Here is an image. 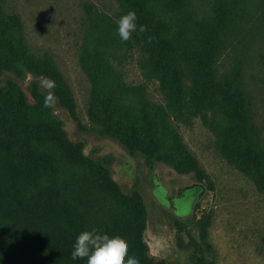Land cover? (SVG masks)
I'll return each instance as SVG.
<instances>
[{
    "label": "trees",
    "instance_id": "trees-1",
    "mask_svg": "<svg viewBox=\"0 0 264 264\" xmlns=\"http://www.w3.org/2000/svg\"><path fill=\"white\" fill-rule=\"evenodd\" d=\"M118 3L122 14L134 10L137 24L147 28L133 39L146 50L170 109L200 116L216 136L220 155L264 193V134L255 113L264 74V0ZM96 15L88 9L91 22L109 25L107 15ZM109 44L88 43L89 117L149 165L164 162L179 173L202 174L180 135L171 133L168 113L152 111L138 87L122 82ZM4 71L49 78L61 106L74 111L73 91L55 60L30 50L21 17L0 0V74ZM126 88L134 99L125 98ZM32 95L29 104L16 81L0 85V264H86L72 260L71 251L76 236L91 228L126 239L129 256L140 264H167L150 253L141 193H122L104 162L90 159L82 142L69 139L37 85ZM206 220L197 222L199 238L189 235L192 264H215L208 255Z\"/></svg>",
    "mask_w": 264,
    "mask_h": 264
},
{
    "label": "rangeland",
    "instance_id": "rangeland-1",
    "mask_svg": "<svg viewBox=\"0 0 264 264\" xmlns=\"http://www.w3.org/2000/svg\"><path fill=\"white\" fill-rule=\"evenodd\" d=\"M89 8L94 17L107 15L109 25L95 18L91 22ZM4 9L21 17L33 53L53 57L73 91L75 108L71 112L61 106L44 77L28 71L20 76L4 71L0 85L16 81L29 104L34 103L32 87L37 85L69 139L82 142L90 159L104 162L122 193H141L148 214L145 239L151 255L167 264H192L193 250L186 248L189 235L199 238L197 222L207 217L208 255L215 264H264V193L220 155L216 136L200 116L189 109L183 114L170 109L146 50L133 38L123 42L118 36L117 21L123 15L118 0H4ZM105 39L122 82L128 88L138 87L152 111L168 113L171 133L180 135L202 174L195 170L179 173L164 162L149 165L143 154H131L119 141L104 135L89 117L88 43L92 48L95 40ZM258 83L255 113L264 134V74ZM128 88L125 98L132 100Z\"/></svg>",
    "mask_w": 264,
    "mask_h": 264
},
{
    "label": "clouds",
    "instance_id": "clouds-1",
    "mask_svg": "<svg viewBox=\"0 0 264 264\" xmlns=\"http://www.w3.org/2000/svg\"><path fill=\"white\" fill-rule=\"evenodd\" d=\"M137 14L129 10L117 21V33L121 41L128 42L133 38L134 33L143 34L147 31L145 25L137 24ZM149 37V42L152 41ZM47 81L49 88L55 87V82L49 78H42ZM45 106H48L47 99ZM72 260H86V264H140L136 256H129V245L126 239L121 236H110L108 233L97 228L81 231L75 238L72 251Z\"/></svg>",
    "mask_w": 264,
    "mask_h": 264
}]
</instances>
